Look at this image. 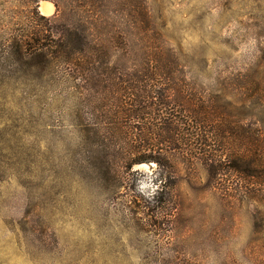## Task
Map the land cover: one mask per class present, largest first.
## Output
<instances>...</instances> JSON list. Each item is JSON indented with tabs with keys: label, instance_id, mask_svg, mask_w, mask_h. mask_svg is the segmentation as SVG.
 Returning a JSON list of instances; mask_svg holds the SVG:
<instances>
[{
	"label": "rangeland",
	"instance_id": "rangeland-1",
	"mask_svg": "<svg viewBox=\"0 0 264 264\" xmlns=\"http://www.w3.org/2000/svg\"><path fill=\"white\" fill-rule=\"evenodd\" d=\"M146 3L194 87L228 88L241 124L264 126V92L249 96L250 81L264 86V0ZM36 4L0 0V264H264V185L228 170L226 151L211 172L156 140L161 164L107 173L91 158L80 127L90 103L27 80L9 47L29 19L56 12ZM139 147L133 159L150 155Z\"/></svg>",
	"mask_w": 264,
	"mask_h": 264
},
{
	"label": "trees",
	"instance_id": "trees-1",
	"mask_svg": "<svg viewBox=\"0 0 264 264\" xmlns=\"http://www.w3.org/2000/svg\"><path fill=\"white\" fill-rule=\"evenodd\" d=\"M52 1L56 12L41 16L44 24L29 19L25 38L12 37L9 47L18 60L26 59L27 80L45 92L58 84L90 103L91 112L80 121L82 139L107 173L120 161L161 164L164 157L152 155L159 153L156 140L165 151L179 152L191 165L201 161L210 172L226 151L228 170L264 185L262 120L254 115L253 123L241 124L226 87L208 95L194 87L146 0ZM250 82L249 96L256 102L263 81ZM143 142L150 155L133 159L145 150L139 147Z\"/></svg>",
	"mask_w": 264,
	"mask_h": 264
},
{
	"label": "bare ground",
	"instance_id": "bare-ground-1",
	"mask_svg": "<svg viewBox=\"0 0 264 264\" xmlns=\"http://www.w3.org/2000/svg\"><path fill=\"white\" fill-rule=\"evenodd\" d=\"M41 12L45 15H48L49 13L53 12V5L49 1H43L40 6Z\"/></svg>",
	"mask_w": 264,
	"mask_h": 264
}]
</instances>
